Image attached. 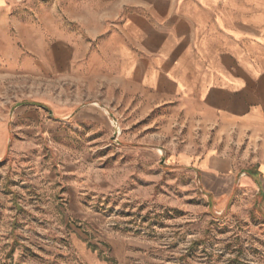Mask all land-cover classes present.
<instances>
[{"label": "rangeland", "instance_id": "rangeland-1", "mask_svg": "<svg viewBox=\"0 0 264 264\" xmlns=\"http://www.w3.org/2000/svg\"><path fill=\"white\" fill-rule=\"evenodd\" d=\"M71 4H0V264H87L80 247L92 264H264L259 209L218 210L198 168L172 161L214 154L247 169L264 138L92 95L71 56L47 61L56 39H41ZM111 236L125 241L122 259Z\"/></svg>", "mask_w": 264, "mask_h": 264}, {"label": "crops", "instance_id": "crops-1", "mask_svg": "<svg viewBox=\"0 0 264 264\" xmlns=\"http://www.w3.org/2000/svg\"><path fill=\"white\" fill-rule=\"evenodd\" d=\"M57 16L42 30V40L56 39L58 55L47 61L71 56L92 95L167 106L264 138V0H72ZM172 161L198 168L218 210L245 203L264 215V141L247 169L214 154ZM124 242L108 239L112 258L124 257ZM79 251L92 264V250Z\"/></svg>", "mask_w": 264, "mask_h": 264}]
</instances>
